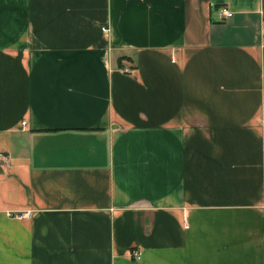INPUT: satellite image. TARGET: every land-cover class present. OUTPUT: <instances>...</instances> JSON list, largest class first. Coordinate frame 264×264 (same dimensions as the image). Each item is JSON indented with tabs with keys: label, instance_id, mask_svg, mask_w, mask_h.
I'll return each instance as SVG.
<instances>
[{
	"label": "crops",
	"instance_id": "crops-1",
	"mask_svg": "<svg viewBox=\"0 0 264 264\" xmlns=\"http://www.w3.org/2000/svg\"><path fill=\"white\" fill-rule=\"evenodd\" d=\"M0 264H264V0H0Z\"/></svg>",
	"mask_w": 264,
	"mask_h": 264
},
{
	"label": "built area",
	"instance_id": "built-area-1",
	"mask_svg": "<svg viewBox=\"0 0 264 264\" xmlns=\"http://www.w3.org/2000/svg\"><path fill=\"white\" fill-rule=\"evenodd\" d=\"M229 15H230V12L223 9V8L219 9V11H218V17L219 18H224V17H227ZM130 256L132 259H138L139 253L136 250H130Z\"/></svg>",
	"mask_w": 264,
	"mask_h": 264
}]
</instances>
